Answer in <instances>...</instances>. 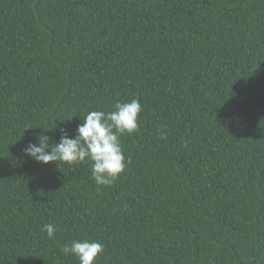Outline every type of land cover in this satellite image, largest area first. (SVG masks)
Instances as JSON below:
<instances>
[{
	"label": "trees",
	"instance_id": "obj_1",
	"mask_svg": "<svg viewBox=\"0 0 264 264\" xmlns=\"http://www.w3.org/2000/svg\"><path fill=\"white\" fill-rule=\"evenodd\" d=\"M134 98L111 185L25 155ZM85 239L95 264H264V0H0V264Z\"/></svg>",
	"mask_w": 264,
	"mask_h": 264
},
{
	"label": "clouds",
	"instance_id": "obj_2",
	"mask_svg": "<svg viewBox=\"0 0 264 264\" xmlns=\"http://www.w3.org/2000/svg\"><path fill=\"white\" fill-rule=\"evenodd\" d=\"M142 111L139 99L116 103L111 112L90 111L76 129L74 138L61 129L59 142L50 143L45 133L55 131L56 125L43 129L35 137L36 142H29L24 149L25 155L42 164L62 162L67 164L91 161V177L97 185H111L126 167L125 156L118 136L131 134L138 129V115ZM161 138L166 134L158 132ZM43 231L49 237L55 233L53 224H45ZM61 251L65 255L77 257L79 264H95L104 246L98 241L73 240L65 244Z\"/></svg>",
	"mask_w": 264,
	"mask_h": 264
}]
</instances>
